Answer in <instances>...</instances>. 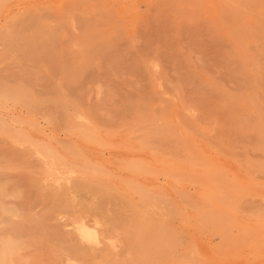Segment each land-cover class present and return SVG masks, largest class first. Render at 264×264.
<instances>
[{
	"label": "rangeland",
	"instance_id": "1",
	"mask_svg": "<svg viewBox=\"0 0 264 264\" xmlns=\"http://www.w3.org/2000/svg\"><path fill=\"white\" fill-rule=\"evenodd\" d=\"M142 1L0 0V204L29 206L0 205V229L28 223L0 263H60L48 236L77 215L101 264H264V30L241 43L217 0ZM53 90L55 124L25 111Z\"/></svg>",
	"mask_w": 264,
	"mask_h": 264
},
{
	"label": "bare ground",
	"instance_id": "2",
	"mask_svg": "<svg viewBox=\"0 0 264 264\" xmlns=\"http://www.w3.org/2000/svg\"><path fill=\"white\" fill-rule=\"evenodd\" d=\"M132 1H134V0H132ZM141 1V0H140ZM144 1V0H143ZM142 1V2H143ZM219 3H220V7H221V10H222V13H223V16H225L226 17V19H231L230 21L232 22V24L234 25V27L233 26H231L230 28H231V30H232V34H233V36L235 37V39H237L238 41H240L241 43H243L244 42V39H245V37L246 36H248L251 32H252V30H254V34H260L261 32H263V30H264V0H217ZM136 3H140L139 1L138 2H136ZM143 3H141V5H142ZM138 5V4H137ZM138 7V6H137ZM218 7H219V5H218ZM219 7V8H220ZM252 7V8H251ZM248 8H251V9H249V11H248ZM219 11H220V9H219ZM251 11V12H250ZM253 11V12H252ZM221 14V13H220ZM253 17H255V18H257V21H255L256 19L254 18V24H252V23H250L249 21H251V16ZM252 27H254V29H252ZM252 29V30H251ZM231 33H230V35H231ZM254 36V35H253ZM251 40V39H250ZM238 47V46H237ZM240 48H242V47H240ZM244 52V51H243ZM48 90V89H47ZM47 90H45V91H47ZM54 91V90H53ZM59 92V91H58ZM56 93V91H54L53 93H51V95L48 93V94H46L45 92V94H46V99H40V100H37V99H35V101L33 102V100L32 101H28L27 103L28 104H25V105H23V108L25 107L26 109H25V111H32V113H37V114H39V115H41V116H43L44 118H46L47 120H48V122L50 123V121H52V124H55L59 119H61L62 117H63V105H62V103H63V99L61 98V93ZM54 93H55V97H53L54 96ZM48 95H50L52 98L50 99V98H48ZM48 98V99H47ZM50 99V100H49ZM44 100V102H41V101H43ZM49 100V101H48ZM47 101V102H46ZM37 103H41L40 104V106H39V104H37ZM44 103V105H42ZM32 104H34V106L32 105ZM36 104V105H35ZM15 106V105H14ZM27 106H29V107H27ZM30 106H31V108H30ZM10 107V106H9ZM6 108V107H5ZM2 109L3 111L5 110L6 111V113H4L5 115L10 111V108H12V107H10L9 109L8 108H6V109ZM15 108V107H14ZM22 108V109H23ZM13 109V108H12ZM30 109V110H29ZM31 109H33V110H31ZM0 110H1V108H0ZM21 112V111H20ZM24 112V111H23ZM27 113V112H26ZM28 113H31V112H28ZM1 114V113H0ZM36 114V115H37ZM1 116V115H0ZM56 118V119H55ZM0 119H4V118H1L0 117ZM52 119V120H51ZM57 120V121H56ZM54 122V123H53ZM34 125H36L35 123L33 124V126ZM56 127V126H55ZM24 133V132H23ZM25 134H26V132H25ZM25 165H27V163L25 164ZM29 166V165H28ZM9 179V178H8ZM7 179V180H8ZM0 181H3V183H1L0 182V187H2V185H5V184H7V183H5V180H1V178H0ZM11 181V180H10ZM9 184V183H8ZM75 185V186H74ZM74 185H72V188H69V187H67V189H65V186H64V188H62L61 186L62 185H60V186H58V188H54V189H56V195L58 196L59 194V198L60 197H62L63 195V200H64V197H67V193H68V191H66V190H72L73 189V187H75V189L77 188V183L76 184H74ZM60 188V190H65L64 192H66V193H62V192H58L57 191V189H59ZM1 189V188H0ZM6 188H4L3 190H5ZM7 189H8V187H7ZM53 189V190H54ZM1 191L2 192V194H0V201H4V200H1V199H4V198H2V197H4L5 196V191H7V190H5V191ZM11 193V192H10ZM7 194L6 193V195H11V194ZM62 193V194H61ZM66 194V195H65ZM15 195V194H14ZM13 195V196H14ZM62 195V196H61ZM12 196V197H13ZM15 197V196H14ZM6 200H8V199H6ZM58 200V198L56 199V201ZM70 200V199H69ZM74 200V199H73ZM59 202H61V200H58ZM9 202V201H8ZM7 201H5V203H1V204H5V206L6 205H8L9 204V207H10V210L11 209H13L12 210V212L13 213H11V214H14L13 216H16L18 213H19V217L21 218V219H23V220H27L28 218L26 217V215H24V214H26L25 212H28V208H29V206H28V208H26V210H25V212L23 213V216H21L20 214H22V212L20 213L18 210H22V211H24L23 210V206L21 207L20 205H18V208H17V206L16 207H12L13 205H11V203H8ZM67 202V203H66ZM69 201H64V202H62L61 203V206L60 205H58V207L60 206L61 208L63 207L64 209L63 210H65V208H66V206L70 203H68ZM76 201L74 200V204L76 205L77 203H75ZM0 204V205H1ZM64 204H66V206L64 205ZM16 205V204H15ZM14 205V206H15ZM63 205V206H62ZM70 205H72V202H71V204ZM72 206H74V205H72ZM72 206H67V207H72ZM1 207H2V205H1ZM1 207H0V210H1ZM76 207H77V205H76ZM75 207V209L72 207L71 209H72V211H70V208H66V211H68L69 213H68V215L71 217V215L70 214H74L76 211H77V208ZM21 208V209H20ZM5 209H7V207L6 208H4V210ZM18 209V210H17ZM30 209H34V208H30ZM16 210V211H15ZM51 210V209H50ZM50 210H48V212L50 211ZM54 210V209H53ZM62 210V213L63 212H65V211H63ZM15 211V212H14ZM1 212V211H0ZM11 212V211H10ZM30 212V211H29ZM31 212H32V210H31ZM48 212H45V214L46 213H48ZM72 212H74V213H72ZM50 213V212H49ZM53 213V212H52ZM49 214L50 216H52V217H54L53 216V214ZM10 213H6V211H5V216L3 217V218H9V219H5L4 221H6V222H4V223H8V225L12 222V224L11 225H3V226H5V228H6V230H8V227L9 228H11V226L14 228V229H12L11 228V231H13V232H11V231H8V232H4V235H1L0 237L2 238H4V239H1V240H9V242H8V244L4 241L3 243H2V245H4V246H0V248H5V253H7L6 252V247H9V246H11V247H13V243L14 242H18V243H20V244H16L15 246H17V248H19V246L18 245H22L23 244V242H24V240L23 241H18L19 239H21L20 238V236L22 235V236H24L25 234L23 233V230H21V229H23L24 227H26V225L28 224V223H26V225L23 227V226H20V225H22V224H24V222L22 221V220H20V221H22V223H20V221L18 220L17 222H15V221H13L14 219H15V217H14V219L12 218L13 216H11V215H9ZM65 214H66V212H65ZM7 215H9V216H7ZM27 216H29V215H27ZM77 216V215H76ZM75 216V217H76ZM1 217V216H0ZM18 216H16V219L15 220H17V218H19ZM24 217H26V219L24 218ZM51 217V218H52ZM55 217H56V215H55ZM75 217H73L72 218V223H73V226H71V228H73V230H74V233H71L70 235L71 236H65L66 235V232H63V234H62V232H60V230H62L61 228L62 227H60V226H62V225H60V224H58L57 223V227H60V229H58V228H56V229H54V228H51V229H46V231L48 230V232L50 231V230H52V229H54V230H52L51 232H55L54 233V236H52L51 234L49 235L48 234V232H45L46 233V235L48 236V237H53V238H48V237H46V238H48V239H50L49 240V242H51V241H55V244L58 246V248L60 249L59 251L60 252H57V251H55V250H57V248L55 249V247L54 246H56V245H53V246H51L52 244V242L50 243L51 245H49L48 243V246H50L49 248H52V247H54L53 248V252H54V254H55V252H57V253H59V254H62V257H60L61 259H63V260H57V259H55V260H57V261H59L60 263H65V261H80V262H86V263H88V264H101V262H99L100 260H102L103 262H107V260H108V256H109V258H110V256H111V253H114L113 251H111L110 250V246L109 245H107V246H102V244H104L105 245V243H106V239H104L105 238V236L106 235H103L102 237H104L103 239L104 240H101V239H96V237L97 236H95V233H92L88 228H87V226L89 225V223L88 222H92L91 220L92 219H94L96 222L98 221V220H96V218H94V217H91L92 219L91 220H89V221H84L85 223V225L86 224H88L86 227H85V225L83 226L81 223V226L78 228V226H77V221H76V219L77 218H75ZM51 218H49V220L51 219ZM10 219H13V220H10ZM35 219H37V218H35ZM40 219V218H39ZM54 219V218H53ZM74 219V220H73ZM31 220V219H30ZM29 220V221H30ZM47 220V219H46ZM56 220V219H55ZM93 220V221H94ZM42 221H44V220H42ZM51 221V220H50ZM94 221V222H95ZM3 222H1V223H3ZM87 222V223H86ZM34 223V222H33ZM76 223V224H75ZM16 224V225H15ZM30 224V223H29ZM35 224H37V222L35 223ZM46 224V223H45ZM98 224H100L99 223V221H98ZM1 225V224H0ZM38 225V224H37ZM44 225V224H43ZM50 225V224H49ZM49 225H48V227H49ZM59 225V226H58ZM74 226H76V229H78V232H79V234H77V230H75L74 229ZM20 227H23V228H21V229H19ZM39 227H41V226H39ZM44 227V226H43ZM89 227V226H88ZM91 227V226H90ZM92 227H93V224H92ZM91 227V229H96V228H92ZM3 228V227H2ZM5 228H3V229H0V231L2 232ZM42 228V227H41ZM15 229H17L19 232H21L22 234L20 235V236H18L19 235V233L16 235H12V233H17L16 232V230ZM25 229H27V227L25 228ZM40 229V228H39ZM57 229H58V231L59 232H56L57 231ZM5 230V231H6ZM15 230V231H14ZM56 230V231H55ZM73 230L72 229H70V231H72L73 232ZM45 231V230H44ZM66 231V230H65ZM76 231V232H75ZM0 232V233H1ZM25 232H27V230H25ZM29 232V231H28ZM8 233L9 234H11V235H9V239H7L6 237H5V234L6 235H8ZM50 233V232H49ZM97 234V233H96ZM28 235V234H27ZM37 235V234H36ZM77 235H79V237H80V239L79 240H81V241H86L87 243L89 242V243H94L96 240H98V244L100 245V247L101 248H98V249H96L95 248V246H90L89 244H88V246H90V248H94V249H92V251H90L89 252V249L90 248H87L85 245H83L82 243V245L81 244H79V242H77V241H79V240H77ZM10 236H12V238L10 237ZM15 236H17V237H15ZM26 236V235H25ZM15 237V238H14ZM28 237V236H27ZM30 237H31V235L28 237L29 239H30ZM45 237V236H44ZM107 237V236H106ZM23 238H25L26 239V237H23ZM11 239L13 240V242H10L11 241ZM53 239V240H52ZM1 242L2 241H0V244H1ZM48 242V241H47ZM99 242H101V243H99ZM5 243V244H4ZM9 243H11L12 245H10ZM97 243V242H96ZM25 244H28V242L27 243H25ZM86 244V243H85ZM108 244V243H107ZM42 245H44L43 247H45L46 245L45 244H42ZM42 245H40V246H42ZM29 246H30V243H29ZM109 246V247H108ZM84 247V248H83ZM108 247V248H107ZM9 249H12V248H9ZM14 249H16V247L14 248ZM24 249H27V248H24ZM39 249H41V248H39ZM1 250L2 249H0V253H2L1 252ZM19 250V249H18ZM21 250V249H20ZM91 250V249H90ZM94 250V251H93ZM8 251V250H7ZM32 251V250H31ZM43 251V250H42ZM9 252H11V251H9ZM49 252V253H48ZM48 256L49 255H51V253L50 252H52L51 250H48ZM62 252V253H61ZM20 253V252H19ZM24 254H21V255H26L27 257H28V253L26 254L25 252H23ZM45 253V252H44ZM46 253V254H47ZM18 254V253H17ZM54 254H52L53 256H54ZM0 255H2V254H0ZM8 255V254H7ZM15 255V254H14ZM21 255H20V257L19 258H21ZM13 256V255H12ZM31 256V255H30ZM52 256V257H53ZM59 256H61V255H59ZM78 256V257H77ZM23 257H25V256H22V258L21 259H23ZM32 257V256H31ZM79 257H81V258H83V259H81V260H78V259H80ZM90 257V258H89ZM3 258V257H2ZM4 258H6V257H4ZM13 258H14V256H13ZM17 259V260H21V259ZM30 258V257H29ZM29 258H28V260H29ZM33 258V257H32ZM78 258V259H77ZM88 258V259H87ZM98 258V259H97ZM102 258V259H101ZM7 259V258H6ZM50 259H52V261H54L53 260V258H51L50 257ZM100 259V260H99ZM31 260H34V259H31ZM85 260V261H84ZM10 261V260H9ZM22 261V260H21ZM14 262V264H17L16 263V260L15 261H13ZM13 262L11 261V263L13 264ZM18 262V261H17ZM25 262V261H24ZM24 262H22L21 264H23ZM54 262H56V261H54ZM103 262H102V264H103ZM141 262V261H140ZM140 262H137V263H140ZM5 263V261L3 262V264ZM30 263V262H29ZM52 263V262H51ZM60 263H58L57 262V264H60ZM0 264H2V263H0ZM25 264V263H24ZM52 264H54V263H52ZM140 264H150V262H148V261H143L142 263H140Z\"/></svg>",
	"mask_w": 264,
	"mask_h": 264
}]
</instances>
